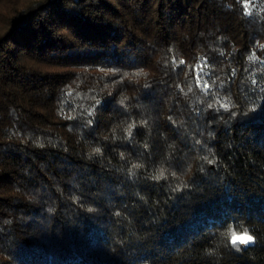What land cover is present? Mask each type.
<instances>
[{"label": "trees", "instance_id": "1", "mask_svg": "<svg viewBox=\"0 0 264 264\" xmlns=\"http://www.w3.org/2000/svg\"><path fill=\"white\" fill-rule=\"evenodd\" d=\"M0 264H264V0H0Z\"/></svg>", "mask_w": 264, "mask_h": 264}, {"label": "snow or ice", "instance_id": "2", "mask_svg": "<svg viewBox=\"0 0 264 264\" xmlns=\"http://www.w3.org/2000/svg\"><path fill=\"white\" fill-rule=\"evenodd\" d=\"M201 78H202L201 74L197 73V77H196L197 83L200 82ZM253 83H255V81H253ZM205 88H207V83H205ZM126 131L128 132V135L131 136L132 135V126L130 125L129 128ZM96 151L99 152L100 150L96 149ZM133 167H138V165H133ZM243 236H247L248 239L247 240L240 239L241 235H237L235 232H233L232 233L233 245H236L237 242H239L240 244H248L250 241H252V237L250 235H243Z\"/></svg>", "mask_w": 264, "mask_h": 264}, {"label": "clouds", "instance_id": "3", "mask_svg": "<svg viewBox=\"0 0 264 264\" xmlns=\"http://www.w3.org/2000/svg\"><path fill=\"white\" fill-rule=\"evenodd\" d=\"M251 236V235H250ZM252 237V236H251ZM240 239H244V240H247L248 239V237L247 236H241L240 237ZM252 240H253V237H252ZM231 243L233 244V242H232V239H231Z\"/></svg>", "mask_w": 264, "mask_h": 264}]
</instances>
